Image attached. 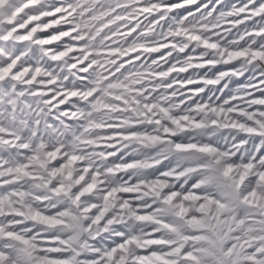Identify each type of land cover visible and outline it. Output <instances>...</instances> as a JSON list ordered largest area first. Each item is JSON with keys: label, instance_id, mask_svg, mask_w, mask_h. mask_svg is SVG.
Returning <instances> with one entry per match:
<instances>
[{"label": "snow or ice", "instance_id": "6c2138e0", "mask_svg": "<svg viewBox=\"0 0 264 264\" xmlns=\"http://www.w3.org/2000/svg\"><path fill=\"white\" fill-rule=\"evenodd\" d=\"M0 264H264V0H0Z\"/></svg>", "mask_w": 264, "mask_h": 264}]
</instances>
